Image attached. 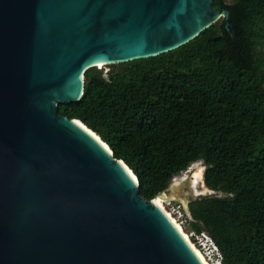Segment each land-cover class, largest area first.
<instances>
[{"label":"water","instance_id":"water-1","mask_svg":"<svg viewBox=\"0 0 264 264\" xmlns=\"http://www.w3.org/2000/svg\"><path fill=\"white\" fill-rule=\"evenodd\" d=\"M231 10L0 0V264H203L128 165L58 106L81 99L88 69L175 50L221 19L230 29Z\"/></svg>","mask_w":264,"mask_h":264},{"label":"trees","instance_id":"trees-1","mask_svg":"<svg viewBox=\"0 0 264 264\" xmlns=\"http://www.w3.org/2000/svg\"><path fill=\"white\" fill-rule=\"evenodd\" d=\"M214 4L233 27L221 19L175 50L92 67L58 113L96 132L147 200L202 161L205 185L226 196L191 200L190 229L212 236L224 264H264V0Z\"/></svg>","mask_w":264,"mask_h":264},{"label":"rangeland","instance_id":"rangeland-1","mask_svg":"<svg viewBox=\"0 0 264 264\" xmlns=\"http://www.w3.org/2000/svg\"><path fill=\"white\" fill-rule=\"evenodd\" d=\"M232 0H227L228 3H230ZM110 65H105L102 68L99 69H103L105 72L110 70ZM206 166L204 165V163L202 161L200 162H195L193 163L186 171H183L180 175L176 176L171 184H170V188L176 187L175 190V194H176V198H178L179 200H183V196H187L188 199H193L194 196L197 195H202V196H219V197H224L226 196L225 193L223 192H216L213 190H210L209 188H207V186L204 183V172H205ZM200 173V176L203 178V180L200 181H196V177L195 174ZM191 188L193 189V191L195 193L192 192ZM194 195H192V193ZM182 194V195H181ZM179 203H181L184 207V204L181 201H175V203L170 204L169 206H167V210L174 216L176 217L175 219H177L179 221V223L181 222L182 227L184 228L185 232L190 231V225L188 222L179 220L177 218V210H179ZM185 210V208H184ZM173 211H175L176 213H174Z\"/></svg>","mask_w":264,"mask_h":264},{"label":"bare ground","instance_id":"bare-ground-1","mask_svg":"<svg viewBox=\"0 0 264 264\" xmlns=\"http://www.w3.org/2000/svg\"><path fill=\"white\" fill-rule=\"evenodd\" d=\"M99 66H102L103 67L102 63L99 64ZM76 123L79 126H81L83 129H85L87 132H89L90 134H92L107 149L110 150V147L101 139L100 136H98V134H96L95 132H93L92 130H90V128H88L87 126H85L84 123H81L80 121H77ZM125 166H127V165L125 164ZM126 168H127L128 172H129V174H131V176L134 177L135 174L133 173V171L128 166ZM195 177H196V181H200L201 182V180H203V178L200 176V173L195 174ZM175 190H176V187H173V188L169 189L168 191H165V192L159 194L157 197L154 198V204H156L159 208H161L163 210V212L170 218V220L173 222V224H175V226L181 232V234L183 235V237L185 238V240L188 242V244L190 245V247L192 248V250L196 253V255L198 256V258L201 260V262L203 264H210L209 261L204 256V254L201 252V250L192 242V240L188 236L187 232H185V230L182 227V225L167 210V204H169L170 202H174V201H177L178 202V201H181L184 205L187 204V200H188V197L187 196H184V195L181 194L183 196V200H179L178 198L175 199V197H176ZM191 190H192L193 193H195L192 188H191ZM193 193H192V195H194Z\"/></svg>","mask_w":264,"mask_h":264},{"label":"built area","instance_id":"built-area-1","mask_svg":"<svg viewBox=\"0 0 264 264\" xmlns=\"http://www.w3.org/2000/svg\"><path fill=\"white\" fill-rule=\"evenodd\" d=\"M172 203H175V201L170 202L169 204H167V206H169ZM178 205H179L178 206L179 210H177V218L179 220L187 222L188 214L185 212L184 207L181 203H179ZM173 212L176 213L175 211ZM180 224L182 223L180 222ZM187 234L192 240V242L201 250V252L204 254V256L206 257V259L209 261L210 264H224L223 253L221 252L219 246L208 232L206 231L197 232L195 230H190L187 231Z\"/></svg>","mask_w":264,"mask_h":264}]
</instances>
